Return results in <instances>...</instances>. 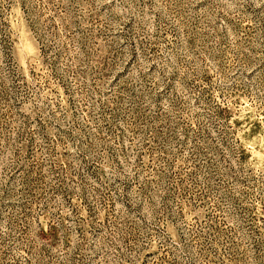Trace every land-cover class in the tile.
<instances>
[{"label": "rangeland", "instance_id": "1", "mask_svg": "<svg viewBox=\"0 0 264 264\" xmlns=\"http://www.w3.org/2000/svg\"><path fill=\"white\" fill-rule=\"evenodd\" d=\"M0 264H264V0H0Z\"/></svg>", "mask_w": 264, "mask_h": 264}]
</instances>
